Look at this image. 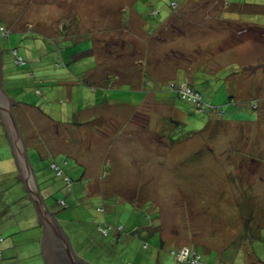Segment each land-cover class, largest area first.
I'll use <instances>...</instances> for the list:
<instances>
[{"label": "rangeland", "instance_id": "1", "mask_svg": "<svg viewBox=\"0 0 264 264\" xmlns=\"http://www.w3.org/2000/svg\"><path fill=\"white\" fill-rule=\"evenodd\" d=\"M0 42L1 88L79 258L184 264L170 254L181 248L203 264H264V70L243 69L264 63V0H0ZM4 129L0 118V158L13 156ZM7 181L1 223L24 245L6 263L41 264L21 253L39 234L33 206Z\"/></svg>", "mask_w": 264, "mask_h": 264}, {"label": "water", "instance_id": "2", "mask_svg": "<svg viewBox=\"0 0 264 264\" xmlns=\"http://www.w3.org/2000/svg\"><path fill=\"white\" fill-rule=\"evenodd\" d=\"M2 52L0 51V54ZM262 66L248 65L243 69H254ZM1 60H0V79H1ZM15 103L9 98L1 88L0 82V118L1 124L5 128L8 141L11 147L12 155L18 168V175L24 185L28 198L36 212L37 222L43 230L42 237V255L46 264H88L87 261L79 258L74 251L68 236L64 233L61 225L55 218L53 212H50L40 194L35 175L27 157L26 148L23 139L19 133L17 123L12 113L11 105Z\"/></svg>", "mask_w": 264, "mask_h": 264}, {"label": "crops", "instance_id": "3", "mask_svg": "<svg viewBox=\"0 0 264 264\" xmlns=\"http://www.w3.org/2000/svg\"><path fill=\"white\" fill-rule=\"evenodd\" d=\"M228 7V6H227ZM0 50H1V48H0ZM1 52H2V50H1ZM3 56H4V54H3V52L1 53V56H0V59H1V73H2V77H3V79H4V77H5V74L3 73ZM4 131H5V129H4ZM5 133V134H4ZM3 134L5 135L4 136V138H5V141H6V139H7V141H8V137H7V134H6V131L4 132ZM4 145H8L7 143H4ZM10 145V144H9ZM31 164V163H30ZM6 167L5 169H4V171H2L1 169H0V171L1 172H3L2 174H0V177H2L3 176V178H6L8 181L7 182H9L10 184H11V186H13V185H18V186H20V189H21V192H20V199H21V202L20 203H25V204H22V207H25V206H29V205H32L31 204V201H30V199L28 198V195H27V193H26V191L24 190V185H23V182H22V180H21V178L19 177V176H17L18 175V173H19V171H18V168H17V164H16V162H15V159H14V157L13 156H8V157H6V158H0V167ZM31 167H32V170H33V173H34V175H35V178H36V182H37V185H38V174H41V175H43L44 173H43V171H42V169L41 168H38V172H36V167L34 168L33 167V164H31ZM41 178V177H40ZM42 180H43V182H44V179L43 178H41ZM38 188H39V186H38ZM45 192H47L48 191V189H47V187L45 186ZM40 194H41V191H40ZM42 199H43V197H42ZM44 200V199H43ZM18 201H20V200H18ZM17 201V202H18ZM30 202V203H29ZM29 203V204H28ZM46 207H47V205H46ZM9 208V207H8ZM8 208H1L0 209V236H2V238H3V242L0 244V249H1V258H0V264H10L9 262L8 263H6L7 262V260L8 259H11V261H12V259H15L16 258V262L18 261V258H19V253L17 252L16 253V250L15 249H11V254H9L8 253V251H9V249L10 248H15V247H17V246H22V245H24V244H22L23 242H21V241H14L13 240V236L12 235H14L15 233H13V231L12 230H14L13 228H10L11 226H12V224L10 225V226H8L9 225V222H5L4 224H2L1 223V221L3 220V219H5V218H7V217H9L10 218V214H11V212L9 213V211H10V209H8ZM47 209H48V207H47ZM33 210H34V208H33ZM49 211H50V209H48ZM18 213H20V210L18 211V210H16ZM15 211V212H16ZM14 212V214H16ZM25 212H27V210H24V213ZM34 212H35V210H34ZM50 212H52V211H50ZM54 214V213H53ZM54 216H55V214H54ZM35 218H36V220H37V217H36V212H35V214H33V218H32V216L31 215H26V219L28 220V222H27V224H29V225H32L34 228H35V226H37V228H38V230H39V234H38V231H37V235H35L34 234V232H33V235H32V237L31 238H29V237H26V239H25V241H26V243H28V244H30L31 245V249H29L28 251H21V253L23 254V256H24V258H26L27 259V261L29 262L31 259H37V262H38V260H39V262L41 263V264H46L45 263V261H44V258H43V255H42V237H43V230H42V227H41V225L39 224V223H36L35 222ZM56 218V217H55ZM12 223H15V225L18 227V225L19 224H17L18 222L16 221V220H14ZM26 225V224H25ZM24 225V226H25ZM147 226H152L153 227V225H149V224H146V227ZM137 228H139L138 226H136ZM151 227V228H152ZM10 232H12V233H10ZM19 232H24V229L23 230H20ZM8 234V236L7 237H10V236H12V237H10V238H8L7 239V237L6 236H4L3 234ZM18 233V232H17ZM8 240L9 241V244H7V245H5V240ZM123 239V238H122ZM19 240V239H18ZM161 242H163V239H161L160 240ZM11 243V244H10ZM39 264V263H38ZM176 264H179V263H176Z\"/></svg>", "mask_w": 264, "mask_h": 264}, {"label": "built area", "instance_id": "4", "mask_svg": "<svg viewBox=\"0 0 264 264\" xmlns=\"http://www.w3.org/2000/svg\"><path fill=\"white\" fill-rule=\"evenodd\" d=\"M17 62L20 63V61H17ZM178 92L181 95L182 99H187L188 98L191 102H192V100H194L193 93L190 91V89L188 87L181 86L179 88ZM196 97H198V101L201 100V97H199L197 95H196ZM200 111H202V110H200ZM51 168L55 171V175L56 176L63 175L62 170L59 168V166L57 164L52 163L51 164ZM64 181L65 182H70L69 179L66 178V177H64ZM99 230L104 236H106L110 232L111 233L115 232L114 227H111V226H104L103 229L99 228ZM117 230L121 231L122 227L119 226ZM0 242H1V238H0ZM170 254L176 258L177 262H180V263H184V264H203V263H201L200 258H199L198 254L196 252H189V251H187L185 249H181V248L179 249L178 248L177 250H172L170 252ZM0 258H1V251H0Z\"/></svg>", "mask_w": 264, "mask_h": 264}, {"label": "trees", "instance_id": "5", "mask_svg": "<svg viewBox=\"0 0 264 264\" xmlns=\"http://www.w3.org/2000/svg\"><path fill=\"white\" fill-rule=\"evenodd\" d=\"M2 35V37L5 39V38H7L8 37V34H1ZM0 44H1V42H0ZM10 50H11V58L13 59V63L17 66V68L19 67V65L20 64H22L23 63V61H22V58L18 55V53H17V50H15V48H12V47H10ZM17 61H20V63L19 62H17ZM6 75V74H5ZM193 91V90H192ZM195 91V90H194ZM176 97H177V99L179 100V101H183V102H187V103H190L192 106H193V104H192V102H189V100H186V99H182L181 98V95L180 94H176L175 95ZM201 101H202V103L205 105V103H204V101L201 99ZM197 111H198V109H197ZM200 112V111H199ZM52 163H55V162H52ZM52 163H49V165H47V169H49V170H51V172L54 174V176L55 177H63L64 175H61V176H56L55 175V171L51 168V164ZM55 164H57V163H55ZM58 166H59V168L61 169L62 167L59 165V164H57ZM62 170V169H61ZM45 171V170H44ZM63 173V172H62ZM66 178H68L69 179V181L70 182H65L64 180V185L66 186H68L69 188H70V192L72 191V188H73V181H72V179H71V177H68L67 175H66ZM32 204V203H31ZM57 204L60 206V207H62L63 209L64 208H67V204H66V202H65V200H57ZM47 205V204H46ZM146 219H149L148 217L146 218ZM98 232L99 233H101L100 232V230H98ZM111 236V239H112V241L113 242H117V238L116 237H114L112 234H111V232L109 233V234H107V236ZM106 236V237H107ZM0 238H1V242H0V244L3 242V238H2V236H0ZM0 251H1V249H0ZM2 254V253H1Z\"/></svg>", "mask_w": 264, "mask_h": 264}, {"label": "flooded vegetation", "instance_id": "6", "mask_svg": "<svg viewBox=\"0 0 264 264\" xmlns=\"http://www.w3.org/2000/svg\"><path fill=\"white\" fill-rule=\"evenodd\" d=\"M1 45V44H0Z\"/></svg>", "mask_w": 264, "mask_h": 264}]
</instances>
